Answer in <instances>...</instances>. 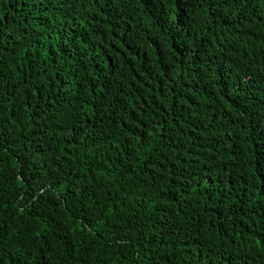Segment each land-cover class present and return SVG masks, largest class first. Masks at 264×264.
Wrapping results in <instances>:
<instances>
[{
    "label": "trees",
    "instance_id": "trees-1",
    "mask_svg": "<svg viewBox=\"0 0 264 264\" xmlns=\"http://www.w3.org/2000/svg\"><path fill=\"white\" fill-rule=\"evenodd\" d=\"M0 264H264V0H0Z\"/></svg>",
    "mask_w": 264,
    "mask_h": 264
}]
</instances>
